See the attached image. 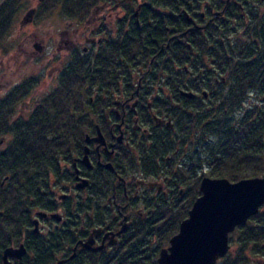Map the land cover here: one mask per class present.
I'll return each instance as SVG.
<instances>
[{
  "label": "trees",
  "instance_id": "1",
  "mask_svg": "<svg viewBox=\"0 0 264 264\" xmlns=\"http://www.w3.org/2000/svg\"><path fill=\"white\" fill-rule=\"evenodd\" d=\"M103 1L106 0H49V3L84 6L78 13L87 16L92 5ZM18 2L5 0L0 5V45L12 26ZM127 6H131L130 3ZM181 7L179 1L171 9L169 0H148L137 23L131 6L124 39L109 49L111 57L100 59L95 69L83 59L72 60L63 69L57 88L38 101L27 119L9 122L16 113V104L28 89H22L21 94L10 93L0 102V138L10 137L5 147L0 148V255L10 244L25 240L36 255L37 264H48L52 255L63 250L61 244L72 245L81 237L79 233L86 234L90 226L102 222L96 218L90 224L87 217L83 218L88 210L85 202L78 203L75 212L67 215L70 223L61 225L62 231L56 230L46 236L33 231L35 213L55 209L53 187L59 180L68 179L62 166L82 152L83 135L92 127L90 116H97V109H103L99 102L106 100L107 94H112L111 85L122 76L129 82L134 72L146 68L153 57L156 58L153 70H163L168 75H172L169 69L173 64L185 62L182 50H177L173 44L160 51L172 34L184 29L181 24L184 17L179 15ZM236 59L234 64L231 61L225 65L224 61L223 68L233 67L234 70L229 74L230 84L223 86L215 98L223 101L218 113L214 118L207 113L201 120L203 123L211 120L204 124L207 136L202 139L165 137L157 140L156 148L163 155L175 150L174 143H180L181 154L185 157L180 175L189 176L186 180L190 184L189 194L171 203H159L156 214L138 221L111 253H90L85 259L87 264H158L161 249L179 231L196 195H201L198 190L201 177H191L198 174L196 168H208L203 176L227 178L232 182L263 175L264 54H251L244 47ZM155 70L153 75L157 74ZM172 83L174 90L182 86L178 81L167 79L163 82L164 85ZM251 93L254 100L244 107ZM193 140L194 146L190 144ZM196 146L198 150H195ZM142 152L148 153L146 149ZM148 154L147 162L151 164L153 156ZM169 170L173 172L172 167ZM112 178L105 171L104 182L102 179L95 181L96 196L102 198L106 194L102 184L107 186ZM195 187L197 193L191 194ZM82 220H85L84 225L80 224ZM72 222L77 224L74 226ZM78 226L77 233L73 228ZM232 242L236 244L234 253L229 252L218 264H264V205L247 224L239 226L230 235V244ZM69 264L81 262L77 258Z\"/></svg>",
  "mask_w": 264,
  "mask_h": 264
},
{
  "label": "flooded vegetation",
  "instance_id": "2",
  "mask_svg": "<svg viewBox=\"0 0 264 264\" xmlns=\"http://www.w3.org/2000/svg\"><path fill=\"white\" fill-rule=\"evenodd\" d=\"M178 1L182 3L179 15L184 17L181 22L184 29L172 34L160 51L173 44L177 50H182L185 62L182 65L173 64L169 69L172 75L157 68L154 69L157 74L153 75L152 65L156 60L153 57L146 68L134 72L129 82L122 76L111 85L112 94H107V99L99 102L103 109H97V116H90L92 127L83 135L82 152L62 166L68 173V179L59 180L53 187L55 209L35 213L33 231L43 236L52 235L56 230L62 231L61 225L70 223L67 222V215L75 212L73 210L77 209L78 203H87L88 210L83 218L87 217L90 224L96 218L102 219L100 224L90 226L88 233H79L81 237L72 245L61 244L63 250L52 255L53 259L48 264H55L58 260L69 264L77 258L81 264H87L85 259L90 257V253H111L138 221L156 214L159 203L184 199L190 184L186 181L189 176L180 175L185 162L180 143H174L175 150L163 155L156 148L157 140L165 137L205 138L207 130L204 124L211 120L204 123L201 120L207 113L211 118L218 113L223 101L215 98L223 86L230 84L229 74L234 70L233 67L223 68L224 61L225 65L231 61L236 63L237 55L244 47L251 54H264V0H169L171 9ZM133 2L135 0H106L92 5L87 16H83L78 11L84 6L52 5L49 0H39L46 9H60L71 19L67 21V29L60 32L62 38L59 41L48 39L43 46L37 47L46 58L67 59L63 66L54 65V71L59 73L57 85L52 91L57 88L63 69L72 60L83 59L95 69L100 59L111 57L109 49L124 39L128 9ZM144 4H148V0L132 6L137 23L140 22L139 15ZM171 13L175 16V12ZM165 79L178 81L182 86L174 90L173 83L163 84ZM27 81L32 84L27 85ZM34 85L36 81L33 78L27 79L10 90L0 102L10 93L21 94L22 89H28L16 104L18 108L26 103ZM183 92H191L194 96L187 97ZM37 105L38 102L34 109ZM21 117L16 110L9 122L12 124L28 118ZM99 134L103 136L104 144L95 140ZM8 138L1 137L0 145L6 144ZM143 149L153 156L151 164L147 162L149 154H143ZM107 164H111L112 168ZM171 167L173 172L169 170ZM196 169L198 174L191 177H201L200 186L205 176H202L201 168ZM105 171L113 176V181L110 180L107 186L102 184L107 192L99 198L98 194L95 195L94 183L98 179L104 182ZM85 181L88 185L79 188L78 184ZM54 214H58L60 219ZM72 223L74 226L77 224ZM84 223L85 220H82L80 224ZM83 225L80 227L85 231ZM97 228H102V231L95 239L104 249L93 252L78 245L75 256L69 259L78 241L86 240ZM123 228H126L125 231L118 234ZM73 230L78 233L79 226ZM111 241H118V244L111 245ZM21 245L26 250L25 255L22 258L11 256L9 261L12 264H37L36 255L25 240L8 247L17 249ZM4 250L0 255V264H4Z\"/></svg>",
  "mask_w": 264,
  "mask_h": 264
},
{
  "label": "water",
  "instance_id": "3",
  "mask_svg": "<svg viewBox=\"0 0 264 264\" xmlns=\"http://www.w3.org/2000/svg\"><path fill=\"white\" fill-rule=\"evenodd\" d=\"M183 94L187 97L194 96L191 92ZM95 140L105 143L101 134ZM85 159L87 160V154ZM107 166L112 168L111 164ZM87 185L88 182L85 181L83 184L79 183L78 187L84 188ZM200 192L201 195L195 199L188 217L180 223L179 231L170 239V245L161 249L158 264H218L231 250L230 235L239 226L247 224L264 205V173L259 177L236 182L227 178L205 176L200 183ZM54 216L59 218L58 214ZM35 230L38 231L37 227ZM101 231L102 228L94 229L86 240L78 241L69 259L75 256L78 245L83 250H103L104 246L98 245L95 239ZM110 244L117 245L118 241H111ZM25 252L23 245L17 249L8 247L3 253L4 264H12L9 261L11 256L22 258ZM64 261L58 260L55 264H62Z\"/></svg>",
  "mask_w": 264,
  "mask_h": 264
},
{
  "label": "rangeland",
  "instance_id": "4",
  "mask_svg": "<svg viewBox=\"0 0 264 264\" xmlns=\"http://www.w3.org/2000/svg\"><path fill=\"white\" fill-rule=\"evenodd\" d=\"M4 1L0 0V5ZM144 1L135 0L132 6L136 7L137 4ZM18 4L19 8L14 16L12 26L0 45V99L4 98L14 87L33 78L36 85L26 99V103H22L17 108L18 116L27 118L37 102L56 87L59 72L54 71V65L63 66L67 61V59L46 58L38 51L37 47L43 46V43H46L48 39L55 38L56 41H59L62 38L60 32L67 29V21L71 19L67 18L60 9H46L39 3V0H19ZM33 9L35 14H32ZM47 45L50 47L49 42ZM252 97L254 96L251 93L244 107L254 100ZM190 144L194 146V140ZM4 147L5 142L0 145L1 149ZM194 148H196L195 150L199 149L197 146ZM206 171L208 168L200 169L202 176ZM195 189L196 187L191 194L197 193ZM189 192L188 190L187 193L189 194ZM169 245L170 241L165 247ZM235 247L236 244L232 242L230 252H233Z\"/></svg>",
  "mask_w": 264,
  "mask_h": 264
}]
</instances>
